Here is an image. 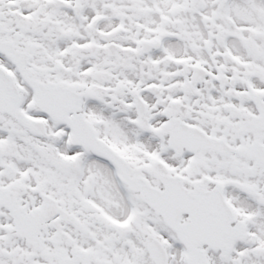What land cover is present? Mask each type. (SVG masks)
Masks as SVG:
<instances>
[{"label": "snow or ice", "instance_id": "1", "mask_svg": "<svg viewBox=\"0 0 264 264\" xmlns=\"http://www.w3.org/2000/svg\"><path fill=\"white\" fill-rule=\"evenodd\" d=\"M0 264H264V0H0Z\"/></svg>", "mask_w": 264, "mask_h": 264}]
</instances>
